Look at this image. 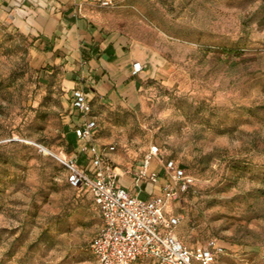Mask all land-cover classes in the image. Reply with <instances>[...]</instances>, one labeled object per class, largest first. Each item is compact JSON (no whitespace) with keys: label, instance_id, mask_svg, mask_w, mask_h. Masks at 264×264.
Masks as SVG:
<instances>
[{"label":"rangeland","instance_id":"obj_1","mask_svg":"<svg viewBox=\"0 0 264 264\" xmlns=\"http://www.w3.org/2000/svg\"><path fill=\"white\" fill-rule=\"evenodd\" d=\"M118 7L173 70L149 84L142 109L96 118L101 135L116 151L157 144L186 166L194 185L172 210L188 247L215 237L228 249L212 264H264V0ZM28 42L0 20V264H96L98 208L42 149L62 157L64 92L29 68Z\"/></svg>","mask_w":264,"mask_h":264},{"label":"crops","instance_id":"obj_2","mask_svg":"<svg viewBox=\"0 0 264 264\" xmlns=\"http://www.w3.org/2000/svg\"><path fill=\"white\" fill-rule=\"evenodd\" d=\"M101 1L0 0V20L29 41V65L56 76L64 92L61 128L69 150L64 149L61 156L92 169L93 156L104 154L118 172L121 186L151 198L160 194L167 180L163 160L157 156L150 160L148 172H158L157 183L136 181L134 172L141 168L144 152L134 146L116 151V144L106 143L98 123L92 136L80 138L75 133L84 118L72 106L73 88L85 91L92 106L88 119L96 120L108 110L142 109L149 84L173 70L160 48L132 31V10L118 7L121 3L135 7L142 0H108L116 4L112 7L102 6ZM134 61L143 64L137 75L132 74ZM110 145L115 149L109 151Z\"/></svg>","mask_w":264,"mask_h":264},{"label":"built area","instance_id":"obj_3","mask_svg":"<svg viewBox=\"0 0 264 264\" xmlns=\"http://www.w3.org/2000/svg\"><path fill=\"white\" fill-rule=\"evenodd\" d=\"M101 5L116 6L108 0L101 1ZM142 69L140 61L133 62V75ZM71 95L73 108L84 118L83 124L75 128L76 135L92 136L97 122L94 118L88 119L92 106L87 94L75 87ZM108 149L114 150L115 145ZM154 156L163 160L167 180L160 186V194L151 198H141L121 186L117 181L118 172L104 154L93 156L92 169L79 166L72 158L58 156L68 170L69 184L89 191L98 206L102 224L90 241L96 264H210L217 254L225 252L214 238L196 250L186 247L178 238L175 229L182 215L174 214L172 208L194 183V178L186 174L183 165L165 158L157 144H150L141 168L134 172L136 181L158 182V172H148Z\"/></svg>","mask_w":264,"mask_h":264},{"label":"trees","instance_id":"obj_4","mask_svg":"<svg viewBox=\"0 0 264 264\" xmlns=\"http://www.w3.org/2000/svg\"><path fill=\"white\" fill-rule=\"evenodd\" d=\"M19 35L20 36H22L23 38H25V39H27L25 36H23L22 34H20L19 33ZM29 45H30V43L28 42V47H29ZM28 65H29V61H28ZM29 68L30 69H32L33 71H35L36 73H40V70H38V69H35V68H33V67H31L30 65H29ZM62 138H63V140H62V145H63V149H65L66 151L67 150H69V146L66 144V141H65V139H64V137L62 136ZM46 148V147H45ZM160 148V147H159ZM48 149V148H47ZM160 150H161V148H160ZM161 152H162V150H161ZM167 159H173L177 164H181V163H179V162H177L176 161V159H174L173 157H167ZM182 165V164H181ZM184 166V165H183ZM185 167V172H186V174H188V175H191L190 173H188V171H187V168H186V166H184ZM67 169V168H66ZM67 176H68V170H67V175H66V181H67ZM67 183H68V185L70 186V187H72L70 184H69V182L67 181ZM193 185H194V183L190 186V188L186 191V192H188L192 187H193ZM74 188V187H73ZM185 192V193H186ZM90 193V192H89ZM185 193H182L181 195H180V199L182 198V196H183V194H185ZM91 194V193H90ZM91 197H92V199H93V196L91 195ZM93 201H94V199H93ZM94 203H95V201H94ZM95 205L97 206V204L95 203ZM97 208H98V206H97ZM172 212L174 213V214H176V215H181V214H179V213H175L173 210H172ZM176 234H177V236H178V233L176 232ZM178 238H179V236H178ZM210 238H214V239H216L217 241H218V243L220 244V245H222L225 249H228V244H227V242H225L224 240H218L217 238H215V237H210ZM210 238H208V239H210ZM180 239V238H179ZM207 239V240H208ZM181 240V239H180ZM182 241V240H181ZM183 242V241H182ZM184 243V242H183ZM184 245L186 246V247H188L185 243H184ZM89 247H90V244H89ZM188 248H190V247H188ZM191 249V248H190ZM223 254V253H222ZM219 255H221V254H217L216 256H215V258H214V260L210 263V264H212L217 258H218V256Z\"/></svg>","mask_w":264,"mask_h":264},{"label":"water","instance_id":"obj_5","mask_svg":"<svg viewBox=\"0 0 264 264\" xmlns=\"http://www.w3.org/2000/svg\"><path fill=\"white\" fill-rule=\"evenodd\" d=\"M47 151L52 155V156H54V157H57L58 158V156H56L54 153H52L51 151H49L48 149H47Z\"/></svg>","mask_w":264,"mask_h":264},{"label":"bare ground","instance_id":"obj_6","mask_svg":"<svg viewBox=\"0 0 264 264\" xmlns=\"http://www.w3.org/2000/svg\"><path fill=\"white\" fill-rule=\"evenodd\" d=\"M42 149L45 150L46 152H48V151H47V148H42ZM48 153H49V152H48ZM49 154H50V153H49Z\"/></svg>","mask_w":264,"mask_h":264}]
</instances>
